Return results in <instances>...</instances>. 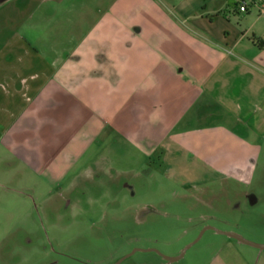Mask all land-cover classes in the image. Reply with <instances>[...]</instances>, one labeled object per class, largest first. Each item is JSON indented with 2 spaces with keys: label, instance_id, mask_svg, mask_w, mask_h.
Listing matches in <instances>:
<instances>
[{
  "label": "crops",
  "instance_id": "obj_1",
  "mask_svg": "<svg viewBox=\"0 0 264 264\" xmlns=\"http://www.w3.org/2000/svg\"><path fill=\"white\" fill-rule=\"evenodd\" d=\"M21 2L20 29L45 40L7 41L0 57L1 163L17 159L47 187L83 160L152 157L180 188L251 181L264 152L257 6Z\"/></svg>",
  "mask_w": 264,
  "mask_h": 264
},
{
  "label": "rangeland",
  "instance_id": "obj_2",
  "mask_svg": "<svg viewBox=\"0 0 264 264\" xmlns=\"http://www.w3.org/2000/svg\"><path fill=\"white\" fill-rule=\"evenodd\" d=\"M21 3L0 2V57L7 41L45 40L20 29ZM161 168L83 160L47 187L17 159L0 162V264H264V250L216 232L264 245V152L246 185L180 188Z\"/></svg>",
  "mask_w": 264,
  "mask_h": 264
},
{
  "label": "water",
  "instance_id": "obj_3",
  "mask_svg": "<svg viewBox=\"0 0 264 264\" xmlns=\"http://www.w3.org/2000/svg\"><path fill=\"white\" fill-rule=\"evenodd\" d=\"M208 229H213V228H211V227H205L204 230H208ZM204 230H203V231H204ZM216 232H217L218 234H222V235H226V236H228V237H231V238L237 240V241L240 242V243H243V244H247V245H250V246L256 247V248H258V249H260V250H263V249H264V245H258V244H254V243L248 242V241L244 240L242 237H240V236L237 235V234L230 233V232H226V233H225V232H220V231H218V230H216ZM189 246H190V245H189ZM189 246H187V247H186V248L180 253V255L177 256V257H174V258L163 257V258H164L166 261H176V260H178V259H180V258L182 257V255L184 254L185 250H186ZM135 251H137V250H134L133 253H134ZM145 251H154V250L149 249V250H145ZM131 254H132V253H131ZM128 256H129V255H128ZM126 257H127V256H126ZM126 257H124V258H126ZM124 258H122V259H121L119 262H117L116 264H119Z\"/></svg>",
  "mask_w": 264,
  "mask_h": 264
},
{
  "label": "built area",
  "instance_id": "obj_4",
  "mask_svg": "<svg viewBox=\"0 0 264 264\" xmlns=\"http://www.w3.org/2000/svg\"><path fill=\"white\" fill-rule=\"evenodd\" d=\"M250 4L249 0L243 1L238 8V12L246 13ZM252 6H257L259 15L264 17V8L260 5L259 0H254Z\"/></svg>",
  "mask_w": 264,
  "mask_h": 264
},
{
  "label": "trees",
  "instance_id": "obj_5",
  "mask_svg": "<svg viewBox=\"0 0 264 264\" xmlns=\"http://www.w3.org/2000/svg\"><path fill=\"white\" fill-rule=\"evenodd\" d=\"M243 1H245V0H238V3H237L236 7L239 8V6L241 5V3ZM249 1L251 3L250 6H252L254 0H249ZM257 43H258L259 46H264V41L258 40Z\"/></svg>",
  "mask_w": 264,
  "mask_h": 264
}]
</instances>
